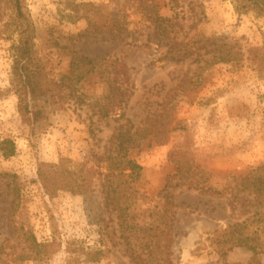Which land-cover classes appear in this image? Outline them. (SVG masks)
I'll return each mask as SVG.
<instances>
[{
	"label": "rangeland",
	"instance_id": "rangeland-1",
	"mask_svg": "<svg viewBox=\"0 0 264 264\" xmlns=\"http://www.w3.org/2000/svg\"><path fill=\"white\" fill-rule=\"evenodd\" d=\"M21 2L36 55L61 99L45 131L32 134L22 123L11 69L18 38L14 12L0 0V142L10 138L15 147L9 158L0 150V264H132L115 213L104 206L106 165L99 159L115 127L126 120L133 129L173 126L164 143L149 135L131 152L143 167L133 203L137 220L150 221L161 208L157 193L176 170L169 159L175 148L188 151L186 159L200 166L198 176L211 187L172 190L173 264L252 261L244 247L220 258L210 238L256 211L259 217L249 228H259L264 237V193L260 197V186L245 180L264 164V16L237 13L234 0ZM158 16L170 20L165 24L173 25L178 40L209 38L214 44L194 49L184 61H169L167 40L156 33ZM215 46L238 52L237 59L212 62ZM79 55L98 60L107 55L124 65L118 82L127 89L123 118L98 116L95 101L108 93L101 74L107 64L97 61L96 70L81 76L71 68V58ZM60 163L89 169L91 191L46 194L38 173ZM16 193L18 206L11 215ZM100 248L99 261H85V252ZM254 257L264 264L263 254Z\"/></svg>",
	"mask_w": 264,
	"mask_h": 264
},
{
	"label": "trees",
	"instance_id": "trees-1",
	"mask_svg": "<svg viewBox=\"0 0 264 264\" xmlns=\"http://www.w3.org/2000/svg\"><path fill=\"white\" fill-rule=\"evenodd\" d=\"M13 12L15 33L17 41L12 46V75L15 82L14 90L17 95V112L22 123L30 128L32 134L43 132L50 125L49 115L58 108L60 92L57 85L52 82L36 55L33 42L31 24L26 17L21 0H6ZM237 13L243 14L249 11L264 16V0H234ZM159 24H155L157 35L166 39L164 57L169 61L181 62L189 58L194 49H206V44H214L209 38L194 40H178L172 31L173 25L167 28L166 22L170 20L158 16ZM217 52L212 62H230L237 59L238 52L225 50L220 46L212 49ZM72 70L80 71L83 76L87 72L98 68L99 62H106L107 67L101 71L108 82V93L102 99L95 101L98 116L106 118L111 114L123 118L122 102L126 97V88L119 84V72H122L117 60L109 59L107 55L98 59L79 55L71 58ZM119 62V63H118ZM125 74V73H123ZM121 83V82H120ZM153 120V119H152ZM173 129L156 130L151 125L149 128L133 129L129 120L115 127L105 154L99 159L105 162L103 173V202L104 206L115 213L119 236L124 244V251L132 264H173L174 233L176 221L175 203L172 190L178 186L186 185L188 188L211 190L206 184V179H201L198 173L202 171L197 163L186 159L188 151L185 148H175L169 155L171 163L176 170L169 175L163 187L157 195L162 202L156 216L146 222L137 220L133 213L134 195L137 192L136 185L139 183L143 170L142 165L131 155L139 141L148 137L154 142L164 143L168 133ZM0 150L4 158L14 155V142L5 138L0 142ZM7 173H4V176ZM250 176V177H249ZM252 180V184L260 186L256 188L261 197L264 193V164L256 169L254 175H247L246 181ZM38 180L46 194L50 196L58 190H68L85 194L91 191V171L81 164L76 167H65L62 163L48 172H39ZM19 194H14L10 200L11 215L18 206ZM259 217L256 211L253 215L242 222H233L226 228L217 231L210 238V245L220 258L236 247H244L253 254L252 261L248 264H257L254 257L257 254L264 256V237L262 230L250 224ZM32 242L35 238L31 234ZM34 238V239H33ZM30 239V240H31ZM36 244V242H34ZM103 257V250L95 249L85 252V261L97 262ZM223 260V259H222ZM225 264L224 261H221Z\"/></svg>",
	"mask_w": 264,
	"mask_h": 264
}]
</instances>
